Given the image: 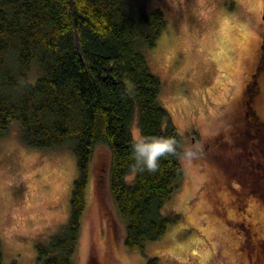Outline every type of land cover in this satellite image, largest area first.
<instances>
[{"label":"rangeland","instance_id":"374dc122","mask_svg":"<svg viewBox=\"0 0 264 264\" xmlns=\"http://www.w3.org/2000/svg\"><path fill=\"white\" fill-rule=\"evenodd\" d=\"M130 2L166 19L142 52L160 80L158 102L193 155L179 157L182 176L160 209L165 233L130 250L109 192V149L97 144L71 264H264V247L255 245L264 241V148L245 142L249 94L264 121V0ZM131 133L140 137L136 116ZM77 174L68 148L25 147L19 123L9 122L0 137L2 264H41L35 246L67 222Z\"/></svg>","mask_w":264,"mask_h":264},{"label":"trees","instance_id":"16d2710c","mask_svg":"<svg viewBox=\"0 0 264 264\" xmlns=\"http://www.w3.org/2000/svg\"><path fill=\"white\" fill-rule=\"evenodd\" d=\"M130 0H0V137L19 123L21 145L68 148L77 177L67 222L35 246L41 264H71L85 208L94 148L109 149L108 187L125 221L124 245L141 250L160 238L169 219L160 209L182 176L179 157L156 172L133 170L131 125L140 136L175 137L159 104L160 80L143 48L166 27L159 9L132 8ZM0 264L1 251H0Z\"/></svg>","mask_w":264,"mask_h":264},{"label":"clouds","instance_id":"9594fccd","mask_svg":"<svg viewBox=\"0 0 264 264\" xmlns=\"http://www.w3.org/2000/svg\"><path fill=\"white\" fill-rule=\"evenodd\" d=\"M130 149L133 170L143 169L150 173L158 170L164 158L178 154L190 158L193 155L191 147L180 145L170 136H140L133 140Z\"/></svg>","mask_w":264,"mask_h":264},{"label":"flooded vegetation","instance_id":"af4514ba","mask_svg":"<svg viewBox=\"0 0 264 264\" xmlns=\"http://www.w3.org/2000/svg\"><path fill=\"white\" fill-rule=\"evenodd\" d=\"M258 67L259 65L257 64L255 70L258 71ZM253 75V74H251ZM256 91V95L258 94V88H255ZM253 93L249 94L248 97H249V100L246 98L245 99V105L246 107H248L250 109L249 112H246L245 111V118L247 117V114H252L251 116V119H247L246 118V138H245V142L246 144L250 147H252V150L253 148H256V147H263L264 148V121L262 119L259 118V116H257L255 114V109H253V106H251V103H252V100H253V96H255L254 94L252 95ZM257 97V96H256ZM249 102V103H248ZM264 150V149H263ZM245 231H248L246 228H245ZM246 242L249 244V246L251 247V249L255 248L254 246L257 245L258 247L261 245L264 247V241L261 240L260 242H256L255 245H251L249 242V240H246ZM253 253H256V252H253ZM261 253V252H260ZM262 253H264V249L262 250ZM251 255V253H250ZM249 255V256H250Z\"/></svg>","mask_w":264,"mask_h":264},{"label":"water","instance_id":"95a60500","mask_svg":"<svg viewBox=\"0 0 264 264\" xmlns=\"http://www.w3.org/2000/svg\"><path fill=\"white\" fill-rule=\"evenodd\" d=\"M262 19L264 20V6H263V12H262Z\"/></svg>","mask_w":264,"mask_h":264}]
</instances>
